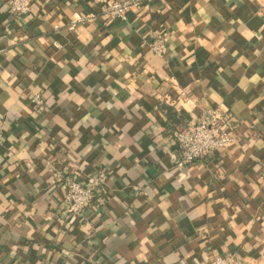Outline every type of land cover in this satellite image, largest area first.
I'll use <instances>...</instances> for the list:
<instances>
[{"label":"crops","instance_id":"crops-1","mask_svg":"<svg viewBox=\"0 0 264 264\" xmlns=\"http://www.w3.org/2000/svg\"><path fill=\"white\" fill-rule=\"evenodd\" d=\"M7 1L0 264H264V0H143L124 20L109 0H28L19 16ZM207 109L235 140L174 167L172 131ZM100 171L104 193L69 214L67 176Z\"/></svg>","mask_w":264,"mask_h":264},{"label":"built area","instance_id":"built-area-1","mask_svg":"<svg viewBox=\"0 0 264 264\" xmlns=\"http://www.w3.org/2000/svg\"><path fill=\"white\" fill-rule=\"evenodd\" d=\"M143 0H109L103 6V13L108 18L124 20L127 11L139 5ZM9 10L13 15L19 16L29 13L28 0H8ZM76 20H82L75 14ZM143 44L151 52L159 57H164L167 51L165 39L157 34H151ZM31 102L36 109H41L44 104L42 94L35 93L31 96ZM190 100H187L189 103ZM4 118L0 114V144L2 142ZM173 144V166L183 167L196 160L214 158L235 140L233 126L229 117L207 109L198 121L185 127L174 129L171 133ZM260 178L264 183V163L260 167ZM106 175L100 171L88 181H82L70 174L65 181L66 193L64 207L69 214L82 217L105 190ZM211 264H246L238 255L226 253L212 257Z\"/></svg>","mask_w":264,"mask_h":264}]
</instances>
